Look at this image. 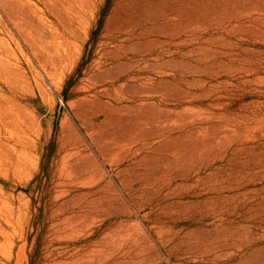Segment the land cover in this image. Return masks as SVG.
<instances>
[{
  "label": "rangeland",
  "instance_id": "obj_1",
  "mask_svg": "<svg viewBox=\"0 0 264 264\" xmlns=\"http://www.w3.org/2000/svg\"><path fill=\"white\" fill-rule=\"evenodd\" d=\"M0 264H264V0H0Z\"/></svg>",
  "mask_w": 264,
  "mask_h": 264
},
{
  "label": "trees",
  "instance_id": "obj_2",
  "mask_svg": "<svg viewBox=\"0 0 264 264\" xmlns=\"http://www.w3.org/2000/svg\"><path fill=\"white\" fill-rule=\"evenodd\" d=\"M107 6H108V3H107L106 6L103 7L102 12H101L102 15H105V11H106ZM101 22H102V21H100L99 26H98L96 29L93 30V32H92V36L95 35V34H97V32L100 30V28H101ZM79 68H80V67H79ZM52 146H55V143H54V142H52V143L50 144V147H52ZM48 162H49V154L47 155V157H45V158L43 159L42 166H41L42 170H45V169H46V166H47ZM36 179H37V178H35L32 182L34 183V182L36 181Z\"/></svg>",
  "mask_w": 264,
  "mask_h": 264
}]
</instances>
